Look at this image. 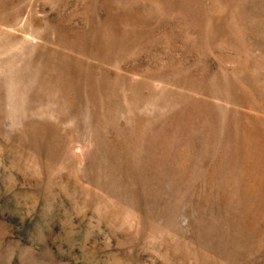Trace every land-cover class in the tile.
<instances>
[{
    "label": "rangeland",
    "instance_id": "1",
    "mask_svg": "<svg viewBox=\"0 0 264 264\" xmlns=\"http://www.w3.org/2000/svg\"><path fill=\"white\" fill-rule=\"evenodd\" d=\"M0 264H264V0H0Z\"/></svg>",
    "mask_w": 264,
    "mask_h": 264
}]
</instances>
